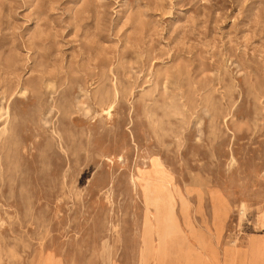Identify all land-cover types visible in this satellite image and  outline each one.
<instances>
[{
    "label": "rangeland",
    "instance_id": "374dc122",
    "mask_svg": "<svg viewBox=\"0 0 264 264\" xmlns=\"http://www.w3.org/2000/svg\"><path fill=\"white\" fill-rule=\"evenodd\" d=\"M0 264H264V0H0Z\"/></svg>",
    "mask_w": 264,
    "mask_h": 264
}]
</instances>
